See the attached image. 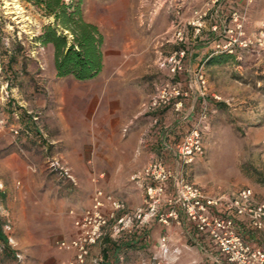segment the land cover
I'll return each instance as SVG.
<instances>
[{"label": "rangeland", "instance_id": "1", "mask_svg": "<svg viewBox=\"0 0 264 264\" xmlns=\"http://www.w3.org/2000/svg\"><path fill=\"white\" fill-rule=\"evenodd\" d=\"M198 1L82 0V15L103 37V59L106 53L111 57L133 59L136 53L134 65H141L138 89L146 95L152 96L161 85L173 80L163 66L164 60L181 46L186 48L184 71L176 78L187 93L179 109L185 118L179 133L171 135L170 141L177 146L195 127L203 153L194 157L189 165H182L176 150L177 163L169 164L168 169L173 175L181 172L188 183L211 196L230 195L243 188L257 190L261 195L264 191V41L258 44L257 39L264 30V20L257 31H251L255 37L247 32L250 23L244 20L242 38L251 44L248 48L235 45L229 50L227 44L231 37L227 31L234 27L231 14L226 21L222 19L208 26L215 7L207 3L202 9ZM200 10L206 12V18L200 32L195 34L188 23L194 12ZM49 22L51 19L20 0H0V183L3 186L0 230L7 240L5 247L0 242V264H67L71 255L59 250L56 242L70 227V212L79 214L86 208L93 195L92 176L99 171L89 161L69 167L55 156L56 152H64V144L53 143L54 135L46 130L45 114L34 107L33 95L38 94L37 91L41 96L49 94L46 87L37 84L43 73L42 65H54L53 50L50 46H40L36 40ZM179 23L184 26L183 45H177L173 39V31ZM212 26H216L215 31ZM227 56V62L208 63L209 57ZM191 62L197 65L194 71ZM18 65H38L40 71L35 68L15 70ZM68 78L71 77L58 78L62 82H57L62 84L54 86L55 89L63 90L69 83L65 80ZM52 90L51 103L58 99L54 95L57 92ZM21 99L27 104L24 110L17 104ZM170 107L173 106L147 113L158 114ZM160 136L161 141L168 140L164 139L165 134ZM51 158L58 159L69 169L73 182L49 170ZM142 169L119 183L121 189L132 188L129 198L132 207L128 206V196L123 190L109 192L115 193L125 207L117 217H125L129 222L119 232L114 223H110L106 235L91 249L87 264H104L92 261L102 257V251L109 249V244L130 238L136 239V247L113 255L110 264H215L179 231L183 223L193 227L182 211L177 221H168L174 228L171 234L160 228L164 225L157 217L143 220L147 207L144 183L133 178ZM174 189V182L170 181L167 194L173 195ZM37 202L40 207L35 208L37 213H34L32 208ZM167 211L164 205L158 215H165ZM138 213H141L139 219ZM164 236L168 241L166 254L157 245ZM142 238H146L147 244H141ZM245 238L264 249V230L248 231Z\"/></svg>", "mask_w": 264, "mask_h": 264}, {"label": "crops", "instance_id": "2", "mask_svg": "<svg viewBox=\"0 0 264 264\" xmlns=\"http://www.w3.org/2000/svg\"><path fill=\"white\" fill-rule=\"evenodd\" d=\"M209 1L199 0L198 6L204 9L203 7ZM210 6L215 8L214 14L210 15L208 26H211V23H220L222 19L226 21L231 13L237 12L244 17L247 23H250L247 27V32L250 33L257 31L259 24L264 20V0H252V2L218 0L216 4ZM202 32L204 33V30ZM252 32L250 34L255 37ZM135 57H137L136 53L132 55L133 59L111 57L106 53L102 70L98 76L86 82H78L73 78L65 79L69 80V83L65 84L63 90L58 89L59 93L54 86L62 84L57 82H62V80L56 77L55 66L42 65L43 73L37 85L46 87L48 89H45L46 93L49 94L41 96L37 91L38 94L33 95L34 107L45 114L46 130L54 135L51 138L53 143L62 142L64 144V152H56L55 156L69 167L88 164L89 161L99 170L96 175L92 176V181H95L92 194L96 189L106 192L121 189L120 182L129 175L138 173L152 159L161 160L167 168L169 164L176 165L178 160L176 145L171 144L170 140L171 135L179 133L183 124L182 120L185 118L184 112L170 107L158 114L147 113L146 105L151 95H146L138 89V68L141 65H134ZM191 63L193 65L190 66L194 71L197 65ZM23 68L25 71L34 68L35 71H40L38 65H25L24 67L18 65L14 69L23 70ZM51 90L57 92L54 95L58 98H55L56 101L53 100L52 103L50 101ZM21 100L17 104L24 110L27 104L25 99ZM17 114L13 115L17 117ZM37 132L41 136L42 131ZM160 134H165L164 139L167 137L168 140L161 141ZM131 189H121L127 193V204L130 207L133 206V202L130 201L132 199H129ZM254 193L257 199L264 202V191L260 192L261 195H258L257 190ZM113 196L117 198L115 193ZM90 201L91 199L85 206L86 208L90 205ZM33 207V212L37 213L35 208L40 207L39 202ZM68 219L70 227L61 239H70L75 234L72 217ZM238 222L245 237L248 233L246 220L239 219ZM160 228L170 234L174 230L169 224L161 225ZM192 228L183 223L179 231L182 235H187L191 243L204 251L213 263L226 264L216 252L215 247ZM248 241L256 245L252 240L248 239ZM177 242H180V239H177ZM141 244H147L146 238H143Z\"/></svg>", "mask_w": 264, "mask_h": 264}, {"label": "built area", "instance_id": "3", "mask_svg": "<svg viewBox=\"0 0 264 264\" xmlns=\"http://www.w3.org/2000/svg\"><path fill=\"white\" fill-rule=\"evenodd\" d=\"M252 2V0H247ZM218 0H210L208 4L214 5ZM206 12H194L188 25L194 28L198 34L204 24ZM234 23L233 29L227 31L231 42L227 44L229 50L237 45L240 48H248L251 42L242 38L244 17L237 12L230 15ZM176 24L173 31L174 43H185L184 26ZM216 26H212V31ZM264 41V30L259 33L258 44ZM231 52V51H230ZM187 50L183 46L171 53L164 60V65L173 80L161 85L149 99L146 110L156 112L173 106L176 111L182 106L181 100L187 96L179 80L176 78L184 71V59ZM175 80V81H174ZM201 83H204L199 77ZM36 120V118H34ZM17 134V132H14ZM182 165H189L194 157L203 153L199 131L193 127L188 134L181 139L176 146ZM48 168L58 177L73 182L69 169L58 159L51 158ZM133 178L140 179L144 183V191L147 198L145 218H158L164 226L168 221H177L178 213L182 211L186 219L191 223L196 233L205 238L215 247L219 256L226 264H264V249L249 242L243 235L239 219L246 220L247 230L260 232L264 230V202L256 199L255 193L250 188H243L230 195L211 196L197 185L188 183L181 172L173 175L165 164L158 159L150 160ZM173 181L175 185L173 195L167 194V184ZM3 186L0 183V190ZM167 206L165 215L159 214L162 206ZM124 204L111 193L96 189L91 197L90 205L79 214L70 212L75 234L70 239H61L56 242V247L71 255L67 264H87L90 259L91 249L106 235V229L110 223H114L116 231L126 227L125 217H117V213L124 210ZM141 213L136 216L141 217ZM121 227V228H119ZM9 229V227H6ZM159 248L163 254L168 250L167 237L159 241ZM92 262L101 263L102 257Z\"/></svg>", "mask_w": 264, "mask_h": 264}, {"label": "trees", "instance_id": "4", "mask_svg": "<svg viewBox=\"0 0 264 264\" xmlns=\"http://www.w3.org/2000/svg\"><path fill=\"white\" fill-rule=\"evenodd\" d=\"M20 1L32 6L43 17L51 19L42 27L36 40L40 46L52 48L57 78L71 77L77 81H88L98 76L103 65V37L95 25L84 20L82 0ZM228 58L209 57L208 63L220 64L227 62ZM0 242L3 247L7 244L1 230ZM136 244L132 238L122 243L109 244V249L102 251V262L110 264L113 255L136 247Z\"/></svg>", "mask_w": 264, "mask_h": 264}]
</instances>
